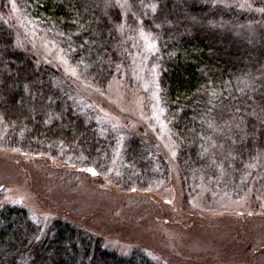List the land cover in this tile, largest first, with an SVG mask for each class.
<instances>
[{
  "label": "trees",
  "instance_id": "16d2710c",
  "mask_svg": "<svg viewBox=\"0 0 264 264\" xmlns=\"http://www.w3.org/2000/svg\"><path fill=\"white\" fill-rule=\"evenodd\" d=\"M12 2L0 0V151L48 158L59 171L93 169L88 176L124 194L168 181L169 154L134 132L121 139L85 93L123 75L131 82L126 71L144 31L158 48L148 66L178 144L185 202L198 187L208 198L264 192V0H14L15 10ZM17 15L85 86L20 47ZM70 173L57 174L80 177ZM0 264L162 263L140 250L122 257L84 224L57 220L44 230L0 203Z\"/></svg>",
  "mask_w": 264,
  "mask_h": 264
},
{
  "label": "rangeland",
  "instance_id": "374dc122",
  "mask_svg": "<svg viewBox=\"0 0 264 264\" xmlns=\"http://www.w3.org/2000/svg\"><path fill=\"white\" fill-rule=\"evenodd\" d=\"M17 24L23 50L30 48L46 64L85 86L34 23L17 15ZM135 42L134 67L126 71L131 82L123 75L105 91L88 88L85 93L99 111L100 122L117 129L121 139L134 132L169 154V180L148 192L124 194L83 169L59 171L48 158L1 150V208L27 211L44 230L57 220L84 224L122 257L140 250L162 264H264V192L242 200L228 195L208 198V190L198 187L185 202L178 144L162 107L157 71L148 66L157 44L144 31ZM149 44L155 47L149 49ZM72 171H79L80 177L73 181L61 176Z\"/></svg>",
  "mask_w": 264,
  "mask_h": 264
},
{
  "label": "snow or ice",
  "instance_id": "6c2138e0",
  "mask_svg": "<svg viewBox=\"0 0 264 264\" xmlns=\"http://www.w3.org/2000/svg\"><path fill=\"white\" fill-rule=\"evenodd\" d=\"M12 8H13V10H15V8H16V5H15L14 0H13V2H12ZM141 35H143V33H141ZM148 47H149V49H152V48L155 47V45H154V44H149ZM72 74H73V75L76 74L74 69L72 70ZM87 171L91 172L93 175L96 174L95 171H94L93 169H88Z\"/></svg>",
  "mask_w": 264,
  "mask_h": 264
},
{
  "label": "water",
  "instance_id": "95a60500",
  "mask_svg": "<svg viewBox=\"0 0 264 264\" xmlns=\"http://www.w3.org/2000/svg\"><path fill=\"white\" fill-rule=\"evenodd\" d=\"M87 173H89V174H92L91 172H89V171H86Z\"/></svg>",
  "mask_w": 264,
  "mask_h": 264
}]
</instances>
